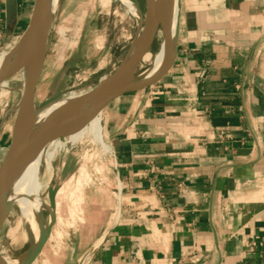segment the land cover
Listing matches in <instances>:
<instances>
[{
  "label": "crops",
  "instance_id": "0c3cea01",
  "mask_svg": "<svg viewBox=\"0 0 264 264\" xmlns=\"http://www.w3.org/2000/svg\"><path fill=\"white\" fill-rule=\"evenodd\" d=\"M178 14L168 71L103 110L113 190L73 264H264V0Z\"/></svg>",
  "mask_w": 264,
  "mask_h": 264
},
{
  "label": "rangeland",
  "instance_id": "374dc122",
  "mask_svg": "<svg viewBox=\"0 0 264 264\" xmlns=\"http://www.w3.org/2000/svg\"><path fill=\"white\" fill-rule=\"evenodd\" d=\"M127 1L140 14L138 5L141 8L142 1L137 0L138 5L134 0ZM31 3L32 0H20V21L13 35L1 40L2 56L19 39ZM121 3V0H58L54 19L49 24L48 46L35 93L36 104L48 96H56L51 102L56 103L86 93L115 69L134 37L138 21ZM162 39L159 29L151 54L144 55L145 67L158 52ZM22 83L21 72L0 83V162L10 139ZM140 91L130 92L126 98ZM104 116L102 111V135L111 146L110 153L99 150L91 143L75 146L63 143L62 150L52 161L53 175L49 183L56 187L66 183L68 192L55 205L57 218L52 221L51 235L33 264H63L65 254L66 262L71 255L72 259L67 263L73 264L76 250L84 247L88 234L95 230L85 228L84 224L89 217H99L101 195L103 191L113 190L114 180L113 148ZM40 170L41 173L44 170L43 163ZM46 193L47 189L44 188L41 197L45 198ZM41 214L42 221L47 222L49 213L42 210ZM16 226L15 235H9V231ZM27 228L18 207L12 205L0 228V252L3 256H17L19 262L23 259L30 244L34 243ZM4 238L7 239L6 244L1 242Z\"/></svg>",
  "mask_w": 264,
  "mask_h": 264
},
{
  "label": "water",
  "instance_id": "95a60500",
  "mask_svg": "<svg viewBox=\"0 0 264 264\" xmlns=\"http://www.w3.org/2000/svg\"><path fill=\"white\" fill-rule=\"evenodd\" d=\"M5 1L4 39H7L12 35L18 21V3L17 0ZM134 1L138 5L137 0ZM141 1V8L138 5L140 17L134 37L115 69L104 76L95 88L82 94L75 104L66 108L65 114L57 109L40 117V111L56 99V96H48L40 103H35L36 87L48 46V31L42 30L40 18L45 0H32L27 22L14 47L17 57L15 67L10 72L0 75L1 83L15 73H23L22 89L16 102V115L10 139L0 162V215H8L11 208L8 209L7 199L11 196L14 184L30 163L32 155L50 138L64 136L95 114L102 112L120 96L155 84L171 67L176 53L177 35L174 38L172 55L159 74L152 79L138 81L139 74L145 67L144 55L151 54L157 32L162 27L160 15L167 0ZM108 82L110 85L106 88ZM42 239L43 236L37 243L30 244L19 264H32L44 245L45 240ZM1 242L6 244L7 239L4 238ZM1 257L0 254V260Z\"/></svg>",
  "mask_w": 264,
  "mask_h": 264
},
{
  "label": "bare ground",
  "instance_id": "6f19581e",
  "mask_svg": "<svg viewBox=\"0 0 264 264\" xmlns=\"http://www.w3.org/2000/svg\"><path fill=\"white\" fill-rule=\"evenodd\" d=\"M121 1L127 6V9L131 15H133L138 20L140 14L129 4L127 0ZM178 3L180 6V0H167L166 4L164 5L160 15V22L162 24L160 29L163 36L162 43L150 64L140 72L138 77L139 82L146 79H152L157 74H159L167 59L172 55L174 38L176 35L178 36L179 30ZM56 6L57 0H45L43 4L40 18L41 28L45 32L48 31L49 24L54 19V11ZM16 44L17 42L10 50L3 52V56L0 54V75L10 72L15 67L17 57L14 47ZM21 74L23 75L22 72ZM109 85L110 83L108 82L105 87L108 88ZM99 90H101V88H99ZM82 94H84V92L74 95L63 102L51 103V101V104H47L40 111V117H44L53 110L57 109H60V111H63L65 114L66 108L70 107L72 104H75ZM101 116L102 112H99L89 118L82 125L64 134V136L50 138L43 145V147H41L32 155L30 163L14 184L11 196H8L7 199L9 201L8 209L9 207L11 208L12 205H16L18 207L21 216L25 219L28 225L27 229L29 233L32 234L34 244L40 240L41 236H43L42 240L45 241L49 238L51 235L50 228L52 221H55L57 218L55 205L58 203L60 197L65 198L67 196L66 193L68 191L66 183L60 185L59 187H56V185L53 186L51 183H49L50 178L53 175L52 161H54L56 155L60 152V150H62L63 143H68L71 146L91 143L98 146L99 150H104L108 153L111 152V146L103 139ZM41 163L44 165V170L42 173L40 170ZM81 169H83V167ZM44 188L47 189V193L45 198H42L40 193ZM42 210H45L49 213L47 222L45 223L42 221ZM8 211L9 210H7V212ZM5 216V214L0 215V226H2V221ZM17 227L18 226L15 228L12 227L13 229L9 231V235L14 236ZM16 257H5L2 255L0 263L19 264V261H17L18 259Z\"/></svg>",
  "mask_w": 264,
  "mask_h": 264
},
{
  "label": "built area",
  "instance_id": "2783aa9c",
  "mask_svg": "<svg viewBox=\"0 0 264 264\" xmlns=\"http://www.w3.org/2000/svg\"><path fill=\"white\" fill-rule=\"evenodd\" d=\"M2 36H3V31L0 29V43H1V40H2Z\"/></svg>",
  "mask_w": 264,
  "mask_h": 264
}]
</instances>
